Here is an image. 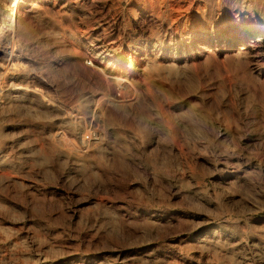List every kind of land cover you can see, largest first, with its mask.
Returning a JSON list of instances; mask_svg holds the SVG:
<instances>
[{"label": "rangeland", "instance_id": "1", "mask_svg": "<svg viewBox=\"0 0 264 264\" xmlns=\"http://www.w3.org/2000/svg\"><path fill=\"white\" fill-rule=\"evenodd\" d=\"M36 1L46 15L43 24L33 23V37L40 41L39 51L37 50V54L33 55V61L37 63L36 65H40L41 73L49 74V78L55 82L54 88H50L52 91L49 88L43 89L45 94L50 100L54 99L52 101L65 106L64 108L72 114L71 119L67 121L68 119L60 117L56 110L55 114L52 108L41 105L35 99L26 101L22 105H13L20 109L12 106L11 109L0 110L2 113H0V132H2L0 133V212L2 213H0V225L4 224L8 227L6 229L0 226L3 232L0 231L2 234L0 235V257L4 258V260L0 258V264L2 260V264L13 262H15L13 264H24L27 258L29 261L27 260L25 264H100V261L102 264L105 262L107 264H151L152 262H154L152 264H163L161 260L154 261L144 256L140 245L142 241L139 237L142 236L143 242L145 239L155 237L153 226L145 225L144 228V223L149 224L148 216L164 212V210L168 215L179 214L186 220L181 230L174 228L170 223L161 228L165 234L157 240V244L164 246L167 244L177 246L182 244L179 242L181 237L188 235L191 238L196 235L199 231L192 230L190 227L198 223V220L202 221L203 216L210 215L209 217L214 219V225L223 222L235 224L236 221L241 222V220L257 226L264 225V41L244 40L239 43L238 48L241 45L247 48L245 53L247 55L243 54V57L234 55L235 51L225 52L224 55V52L217 50L216 44V47L211 46L213 57H210L212 58L210 61H204V56L207 54L202 48L206 46L207 40L216 42L217 37H221V32L226 28H230L229 32L238 31L239 33L245 32L252 26L264 29V0H188V4L193 3L191 11L185 10L177 14L176 21L174 20L170 27L162 24L148 11L142 12L134 8L135 11L130 13L127 11L129 5L125 0ZM190 20L192 23L188 22ZM55 21H60L64 30L73 35L72 38L66 37L67 39L62 43L55 44L52 41H46L44 33ZM104 26L105 32L102 30ZM203 27L208 29L207 39L197 41L198 32ZM118 34L120 40L117 47L119 46L120 49L115 51L122 54L120 67L126 72L129 71L130 74L127 73L128 81L125 82L123 79L116 84L108 77V71H106L107 75L104 71L99 72L85 59L92 60L96 55L94 50L106 46L108 41L116 38ZM136 45H140L148 53L153 68L158 66L147 70L149 74H146V71L144 74L134 69L135 60L130 50H133ZM166 54L171 55L175 64L170 65L165 60ZM111 55L116 57V53ZM192 60L197 63L195 62L194 65ZM105 66L106 64L103 67ZM172 70L175 72L173 73ZM180 73H182L181 76H179ZM177 74L178 77H176ZM124 83L131 86L129 94L123 88ZM102 90L114 97L125 96L133 104L127 106L124 112L113 113V118L107 117V119L101 116H95L97 119L93 120L88 118L86 121L88 130L84 132L83 137L87 140L92 139L90 126H94L98 131L102 130L99 132L103 136L101 135L102 137L95 145L83 148L79 140H75L74 144L70 138V131L74 127L77 128L74 115L84 113L83 106L78 107L79 100L77 102L76 100L82 95H87L91 99L92 95L101 93ZM28 104H30L29 108ZM4 110L6 114L8 113L7 116ZM76 110L78 112H75ZM19 114L22 116L19 117ZM169 119L173 121L172 124ZM184 120L187 122H183ZM223 122L224 125H222ZM194 123L198 127L194 126ZM192 127L196 130L193 131ZM197 131L201 132V135ZM172 134L173 136L170 137ZM260 135L262 136L259 138ZM199 137L201 140H197L200 139ZM73 148L79 150L75 151ZM20 152L21 155H19ZM67 152H70L72 156ZM77 157L80 158L77 159ZM248 174L250 177H247ZM232 183L233 186H231ZM216 194L220 197L215 196ZM230 195L235 198L234 202ZM243 196L245 200L254 196L256 202L258 201L257 203L263 207L262 212L255 214L244 210ZM235 207L242 208V213L232 217L226 214L228 209L232 210ZM2 208L5 209L4 212ZM216 209H219L218 212ZM114 215L117 217L114 218ZM116 219L117 221H114ZM79 221L81 224L78 223ZM122 223L126 227H123ZM32 228H37L38 232ZM150 228L151 231H148ZM206 228L202 225L199 230ZM86 230L93 231L92 234L97 232L94 240L83 238ZM10 231H13L12 234ZM43 232L44 235L41 234ZM134 232L135 234H132ZM147 232L151 236L145 235ZM14 233L18 234L14 235ZM131 234L134 237H131ZM137 234L140 236L137 237ZM18 237H22L24 242H20L21 239ZM42 238L45 242L41 240ZM60 241L64 244L61 245ZM49 242L53 243L49 246L50 248L47 246ZM18 243H22V246H18L21 245ZM133 243L136 244L133 246ZM41 244L43 247L40 246ZM10 245L17 246L14 248ZM23 245L27 247L24 246V249ZM70 246L74 250L70 249ZM173 258L177 262L181 261V258ZM193 260L199 262L200 254H193ZM181 262L187 264L184 261Z\"/></svg>", "mask_w": 264, "mask_h": 264}, {"label": "bare ground", "instance_id": "2", "mask_svg": "<svg viewBox=\"0 0 264 264\" xmlns=\"http://www.w3.org/2000/svg\"><path fill=\"white\" fill-rule=\"evenodd\" d=\"M40 1V0H39ZM126 2H128V7H127V11H135L134 8H138L139 10L143 11H148L150 12V14L152 13L153 15L156 16V18L158 20L161 21L162 24L170 27L172 24V22L175 20V16L177 14H180L182 11L185 10H189L191 11L192 9V4L191 3H187L188 0H125ZM192 1V0H191ZM190 1V2H191ZM41 2V1H40ZM121 2V1H120ZM198 5V4H196ZM201 5V4H200ZM219 10V9H218ZM43 10H41V7L39 5V3H37L36 0H0V110H3L5 108H10L13 105H22L24 102L26 101H31L34 100L38 101V103H40L43 106L52 108L54 110V113L57 111L60 115V117L62 116L63 118H67L66 120L69 121V119H71V114L68 112V110L66 108H64L60 103L56 102V101H52L48 98V96L45 94L44 92V88L46 89H50V88H54L55 86V82L52 81L49 78V74L45 75L41 73V68L36 65L37 63L33 61V55H36L37 50L40 46V41L34 39L33 37V23H38V24H43V20H45L44 16L46 15L45 12H42ZM131 13V12H130ZM193 13V12H192ZM184 14V13H183ZM194 14V13H193ZM55 15V14H54ZM178 16V15H177ZM181 16V15H180ZM187 16V14L185 15ZM191 19V18H190ZM48 20V19H47ZM176 21V20H175ZM102 22V21H101ZM106 22V21H105ZM110 22V21H109ZM109 22L107 23V26L109 24ZM190 23H192V20L188 21ZM189 23V24H190ZM199 23V22H198ZM51 27L49 29H47V31L44 33V39L46 41L49 42H53L55 43H62L65 39H70L72 38V34L68 33L67 31L64 30V28L62 27V23L56 22L55 23H51L50 25ZM154 26V25H153ZM159 26V24H158ZM202 26V25H201ZM204 26V25H203ZM178 27V26H177ZM208 27V26H207ZM207 27H203V29L201 28V30H199L198 35H197V41H204L207 38V32L208 29ZM175 28V27H174ZM151 29V27H150ZM229 29V30H228ZM226 28L223 32H221V37H217L216 42H213L212 40L210 41H206V46L202 47L205 49L206 54L207 55H203L204 56V61H210V57L212 56V48L216 47L217 44V50L219 52H224V55L226 54L225 52H234V55L236 54L237 57H243L247 55L246 50L247 48L245 46H240L238 48V44L244 42V40H249L251 42H254L255 40H263L264 41V29H261L260 27H248L246 29L245 32L243 33H239L238 31H234V32H229L230 28ZM102 30L105 32L106 28L104 26V28H102ZM108 30V29H107ZM111 30V29H110ZM152 30V29H151ZM168 30V29H167ZM214 30V29H212ZM82 31V30H81ZM155 31V30H154ZM170 31V30H169ZM173 31V30H172ZM179 31V30H178ZM108 32V31H107ZM152 32V31H151ZM159 33V32H158ZM106 34V33H105ZM122 35V34H121ZM163 36V35H162ZM169 36V35H168ZM172 37V35H170ZM67 37V38H66ZM149 37V36H148ZM154 37V36H153ZM164 37V36H163ZM36 38V37H35ZM150 38V37H149ZM166 38V36H165ZM115 39V40H113ZM112 40H109L108 43L106 44V46L99 48L97 50H94V54H96L94 56V58L91 59H85V61L90 62V64L92 66H94L93 68H96L99 72L104 71L106 73V71H108V77H110V79L113 80V82H118V81H128L127 79V73L126 71L122 70V68L120 67L121 65V61H122V54L120 52H116L115 49H120V47H117V43L119 45V40H120V35L118 34V36L115 38H113ZM154 39V38H153ZM164 39V38H163ZM196 39V38H195ZM41 40V39H39ZM165 40V39H164ZM148 41V40H147ZM152 41V40H151ZM231 41V43L229 42ZM107 42V41H106ZM149 43V42H148ZM258 43V42H257ZM262 43V42H261ZM137 44V43H136ZM155 44V43H153ZM255 44V43H254ZM132 45V44H131ZM263 45V44H262ZM130 45L128 44V47ZM145 46V45H143ZM142 46V47H143ZM153 46V45H152ZM200 46V45H199ZM213 46V47H211ZM254 46V45H253ZM256 47V46H255ZM151 48V47H150ZM154 48V47H153ZM48 49V48H47ZM71 49V48H70ZM130 49V47H129ZM146 49V48H145ZM152 49V48H151ZM92 50V49H91ZM39 51V50H38ZM96 51V52H95ZM148 51V50H147ZM200 52V51H199ZM198 52V53H199ZM203 52V51H201ZM36 53V54H35ZM113 53H116V57H114ZM130 53L133 57V59L135 60V67L134 69H137V71H141V72H145L146 74H149V72H147V70H151L154 69L155 67L157 68L158 66H155L153 68V64H151L152 61H150V58H148V53L143 50L140 45H136L133 47V50H130ZM92 54V53H91ZM216 54V53H215ZM167 56H165V60L171 65V63H173V59L171 58L170 54H166ZM201 56V57H203ZM219 56V55H218ZM36 58V57H35ZM219 58V57H218ZM217 58V59H218ZM214 59V58H213ZM219 60V59H218ZM37 61V60H35ZM39 61V60H38ZM194 62V60H192ZM202 61V60H201ZM203 61V62H204ZM216 61V58H215ZM220 61V60H219ZM218 61V62H219ZM192 62V63H193ZM196 62V61H195ZM194 62V65L197 63ZM212 62V61H211ZM210 62V63H211ZM217 62V63H218ZM36 63V64H35ZM43 63V62H42ZM53 63V62H52ZM156 63V62H155ZM205 63V62H204ZM203 63V64H204ZM207 63V62H206ZM214 63V62H213ZM216 63V64H217ZM40 64V63H38ZM104 64H106L105 68L103 67ZM175 64V63H173ZM172 64V65H173ZM186 64V63H185ZM189 64V63H188ZM215 64V63H214ZM88 65V64H86ZM187 65V64H186ZM213 65V64H212ZM160 66V65H159ZM176 66V65H175ZM178 66V65H177ZM185 66V65H184ZM193 66V65H192ZM58 67V66H57ZM175 68L174 66H170ZM168 67V68H170ZM209 67V66H208ZM178 68V67H177ZM182 68V67H180ZM187 68V67H186ZM44 69V68H43ZM171 69V68H170ZM185 69V68H183ZM193 71L194 68L192 67ZM160 70V69H159ZM44 71V70H43ZM154 71V70H152ZM168 71V70H167ZM175 71H177L175 69ZM174 70H172V72H175ZM181 71V70H180ZM186 71V70H184ZM103 72V73H104ZM169 72V71H168ZM49 73V72H48ZM195 73V72H194ZM130 74V73H129ZM145 74V73H144ZM153 74V73H152ZM186 74V73H185ZM197 74V73H196ZM194 74V75H196ZM107 75V73L105 74ZM104 75V76H105ZM176 75V74H174ZM173 75V76H174ZM182 73L179 74V76H181ZM198 75V74H197ZM169 76V74H168ZM229 75H227L228 77ZM107 77V76H106ZM178 77V74L177 76ZM175 77V78H176ZM57 78V77H56ZM183 78V77H182ZM179 78V79H182ZM264 79V78H263ZM134 81V80H133ZM230 81V79H229ZM107 82V81H106ZM109 82V81H108ZM112 82V81H111ZM133 83V82H132ZM231 83V82H230ZM113 84V83H112ZM118 84V83H116ZM115 85V84H114ZM123 85V84H122ZM107 86V85H105ZM121 86V85H120ZM119 86V87H120ZM136 86V85H135ZM109 87V86H108ZM113 87V86H112ZM122 87V86H121ZM131 86L129 84H125L124 83V89L126 91V93H128L130 91ZM45 89V90H46ZM107 89V88H106ZM114 89L116 90L115 86ZM52 91V89H50ZM105 90V88H104ZM104 90H102L101 93H95V95L91 96V99L88 98L87 95L80 96L79 99L77 98L76 102L79 100L78 103V107H82L84 108V113H76L74 115V121L77 124V128L76 127H72L73 129L70 131V138L71 140L74 142L75 140H79L80 144L83 146V148H89L91 145H95L99 140L100 137H102L103 135L99 132L102 131L99 129V131L97 130V128H94V126H90V130H91V134H92V139H85V137H83L84 132H86L87 129V125H86V121L88 120V118L90 120H93L95 118V116H101V117H112V115L114 116L113 113H121L124 112L125 109L127 108V106H130L131 104H133V102L129 99H126L125 96H118V97H114L113 95L111 96V94L108 93H104ZM109 90V88H108ZM123 90V89H122ZM81 92V91H80ZM134 92V91H133ZM117 93V92H116ZM91 94V93H89ZM118 94V93H117ZM122 94V91H121ZM129 94V93H128ZM120 95V93L118 94ZM50 96V95H49ZM128 96V95H127ZM136 97V96H135ZM64 99V98H63ZM137 101V100H136ZM34 103V102H33ZM36 103V102H35ZM63 103V102H62ZM74 103V102H73ZM37 104V103H36ZM28 108L30 107V104H28ZM32 105V104H31ZM33 106V105H32ZM72 106V105H71ZM70 106V107H71ZM76 106V103H75ZM16 107V109L18 108L17 106H13V108ZM20 107V106H19ZM25 109H27L26 107H24ZM33 108V107H32ZM75 108V107H74ZM15 109V111H16ZM20 109V108H18ZM31 109V108H30ZM34 109V108H33ZM45 109V107H44ZM47 109V108H46ZM22 110V108H21ZM20 110V111H21ZM24 110V109H23ZM51 110V109H50ZM56 110V111H55ZM78 110V109H77ZM75 112H78V111ZM81 110V108H80ZM70 111V110H69ZM4 114H6V111L4 110ZM24 112V111H23ZM1 113V112H0ZM16 113V112H15ZM19 113V112H18ZM185 113V112H184ZM2 114V113H1ZM8 114V113H7ZM6 114V116H7ZM13 114V113H12ZM56 114V113H55ZM175 114V113H174ZM188 115V113H186ZM185 114V115H186ZM194 114V113H193ZM191 114V115H193ZM11 115V114H9ZM22 114H19V117H21ZM116 115V114H115ZM171 115V114H170ZM2 116V115H1ZM27 116V115H25ZM29 116V115H28ZM58 116V117H59ZM194 116V115H193ZM5 117V116H4ZM9 117V116H8ZM24 117V116H23ZM56 117V116H55ZM168 117V115H167ZM172 117V116H171ZM170 117V119H171ZM14 118V117H12ZM11 118V119H12ZM62 118V119H63ZM113 118V117H112ZM176 118V117H175ZM60 119V118H59ZM97 119V118H95ZM99 119V118H98ZM105 119V118H104ZM108 119V118H107ZM169 119V120H170ZM174 119V118H172ZM179 119V117H178ZM177 119V120H178ZM61 120V119H60ZM197 120V119H196ZM226 120V119H225ZM2 122H4L3 120H1ZM95 121V120H94ZM97 121V120H96ZM182 121V120H181ZM180 121V124H181ZM193 121V120H192ZM199 121V120H198ZM60 122V121H59ZM66 122V121H64ZM93 121H91L92 123ZM99 122V121H98ZM97 122V123H98ZM171 124L173 121H169ZM183 122H187V120H184ZM197 122V121H194ZM264 122V121H263ZM70 123V122H69ZM95 123V122H94ZM189 123V122H188ZM193 124V122H190V124ZM198 123V122H197ZM67 124V123H66ZM170 124L169 126V130H172V125ZM195 124V123H194ZM225 123L223 122L222 125H224ZM99 125V124H98ZM168 125V124H167ZM186 125V124H185ZM8 126V125H7ZM29 126V125H28ZM65 126V125H64ZM70 126V124H69ZM73 126V125H71ZM189 127V125H186ZM192 126V125H191ZM196 126V124L194 125ZM193 126V127H194ZM26 127V126H25ZM184 127V125H183ZM192 127V128H193ZM198 127V125L196 126ZM194 127V128H196ZM193 128V131L196 130ZM223 128V127H222ZM231 128V127H230ZM67 129V128H66ZM71 129V128H70ZM185 129V128H184ZM183 129V130H184ZM224 129V128H223ZM232 129V128H231ZM263 130V128H261ZM6 130V129H5ZM64 130V129H63ZM201 130V129H199ZM56 131V130H55ZM65 131V130H64ZM177 131V130H176ZM187 131V130H186ZM184 131V133L186 132ZM191 132H193L192 130H190ZM221 131V130H220ZM225 131V130H224ZM223 131V132H224ZM235 131V130H234ZM60 132V131H59ZM169 132V131H168ZM174 132V131H172ZM171 132V133H172ZM228 132V131H227ZM231 132V131H230ZM229 132V133H230ZM2 133V132H0ZM177 133V132H176ZM175 133V134H176ZM189 133V132H188ZM198 133V131H197ZM201 133V132H200ZM198 133V134H200ZM221 133V132H220ZM59 134V133H58ZM174 134V133H173ZM173 134L170 136L172 137ZM252 134V133H251ZM256 134V133H255ZM17 135V134H16ZM57 135V134H56ZM63 135V134H62ZM69 135V134H68ZM102 135V136H101ZM186 135V134H185ZM201 135V134H200ZM250 135V133H249ZM175 136V135H174ZM203 136V135H202ZM201 136V137H202ZM262 135L259 136V138ZM20 137V136H19ZM25 137V136H24ZM61 137V136H60ZM58 137V138H60ZM68 137V136H67ZM181 137V136H180ZM190 137V136H189ZM198 137V136H197ZM201 137H199L200 139L197 140H201ZM230 137V136H229ZM182 138V137H181ZM222 138V137H221ZM225 138V137H224ZM227 138V137H226ZM249 138V137H248ZM255 138V137H254ZM65 139V137H64ZM63 139V140H64ZM103 139V138H101ZM195 139V140H196ZM251 139V137H250ZM19 140V139H18ZM26 140V139H25ZM68 141H70L67 138ZM90 140V141H89ZM258 140V139H257ZM14 141V140H13ZM16 141V140H15ZM60 141V140H59ZM63 142V141H62ZM196 142V141H195ZM199 142V141H198ZM203 142V141H202ZM200 142V143H202ZM221 142L222 139H221ZM61 143V141H60ZM72 143V142H70ZM76 142H74L75 144ZM204 143V142H203ZM4 144V143H3ZM17 144V143H16ZM15 144V145H16ZM78 144V143H77ZM194 144V143H193ZM24 145V144H23ZM196 145V144H195ZM204 145V144H203ZM56 146V145H55ZM67 146V145H66ZM74 145H72L73 147ZM78 146V145H77ZM101 146V145H100ZM1 147V145H0ZM21 147V146H20ZM97 147V146H96ZM199 147V146H197ZM76 148V147H75ZM73 148V149H75ZM80 148V147H79ZM99 148V147H98ZM205 148V147H204ZM231 148V147H230ZM234 148V147H233ZM232 148V150H234ZM3 148H1L2 150ZM17 149V148H16ZM94 149V147H93ZM101 149V147L99 148ZM202 149V148H201ZM20 150V149H19ZM18 150V151H19ZM69 150V149H68ZM72 150V149H71ZM79 149L77 148V150L75 149V151H78ZM86 150V149H84ZM90 150V149H89ZM102 150V149H101ZM24 151V150H23ZM63 151V150H61ZM230 151V150H229ZM3 152V151H2ZM22 152V151H21ZM21 152L19 155H21ZM64 152V151H63ZM85 152V151H84ZM91 152V151H90ZM223 152V151H222ZM225 152V151H224ZM227 152V151H226ZM19 153V152H18ZM32 153V152H31ZM66 153V152H65ZM68 154L70 152H67ZM221 153V152H220ZM229 153V152H228ZM233 153V152H232ZM236 153V152H235ZM250 153V152H248ZM23 154V152H22ZM226 154V153H225ZM252 154V153H251ZM254 154V153H253ZM252 154V155H253ZM5 155V154H4ZM71 155V153H70ZM79 155V153H78ZM86 155V154H85ZM223 155V154H222ZM248 155V154H247ZM246 155V156H247ZM255 155V154H254ZM72 156V155H71ZM74 156V155H73ZM229 156V155H228ZM251 156V155H250ZM3 157V156H1ZM6 157V156H5ZM69 157V156H68ZM4 158V157H3ZM80 157H77V159H79ZM231 158V157H230ZM235 158V157H234ZM247 158V157H246ZM249 158V155H248ZM248 158L246 160H248ZM223 159V158H222ZM233 159V158H232ZM253 159V158H252ZM76 160V159H75ZM74 160V161H75ZM228 160V159H227ZM231 160V159H229ZM2 161V160H1ZM237 161V160H236ZM224 162V161H223ZM233 162V161H232ZM248 162V161H247ZM246 162V163H247ZM256 162V161H255ZM260 162V161H259ZM3 163V161H2ZM80 163V162H79ZM237 163V162H236ZM257 163V162H256ZM5 164V162H4ZM217 164V163H216ZM215 164V165H216ZM244 165V164H243ZM1 166V165H0ZM250 166V165H249ZM215 167V166H214ZM224 167V166H223ZM226 167V166H225ZM231 167V166H230ZM240 167V166H239ZM229 167H227L228 169ZM220 169V168H219ZM225 169V168H224ZM232 169V167H231ZM235 169V168H234ZM245 169V168H244ZM251 169V168H250ZM262 169V168H261ZM222 170V169H221ZM236 170V169H235ZM249 170V168H248ZM225 171H227L225 169ZM238 171V170H237ZM244 171V170H243ZM252 171V170H251ZM242 172V171H241ZM219 173V171H218ZM227 174V173H225ZM231 174V173H230ZM242 174V173H241ZM220 175V173H219ZM218 175V176H219ZM246 175V174H245ZM250 174L247 175V177ZM221 176V175H220ZM222 177V176H221ZM231 177V176H230ZM236 177V176H235ZM246 177V178H247ZM250 177V176H249ZM239 179V178H238ZM244 181V180H243ZM246 181V180H245ZM233 182V181H232ZM225 183V181H224ZM235 183V182H234ZM220 184V183H219ZM218 184V185H219ZM236 184V183H235ZM217 185V184H216ZM226 185V184H225ZM234 184L232 183L231 186H233ZM240 185V183H239ZM245 185V183H244ZM236 186V185H235ZM217 187V186H216ZM246 187V186H245ZM224 188V186H223ZM235 188V187H234ZM241 188V187H240ZM222 189V188H221ZM220 189V190H221ZM230 189V188H229ZM215 190V189H214ZM219 190V189H218ZM216 190V191H218ZM225 190H228L225 188ZM224 191V190H223ZM239 191V189H238ZM243 191V190H242ZM234 192V191H233ZM219 193V192H218ZM237 193V192H235ZM239 193V192H238ZM242 193V192H241ZM250 193V192H248ZM220 194V193H219ZM222 194V192H221ZM247 194V193H246ZM254 194V193H253ZM252 194V195H253ZM240 195V194H239ZM249 195V194H248ZM215 196H219V195H215ZM231 196V195H230ZM255 196V195H254ZM253 196V198H249V199H244V196L242 197L244 201V203H242V207L244 208V210L248 211V212H254L255 214L258 212H262L263 207L261 205H259L256 202V198ZM1 197V196H0ZM220 197V196H219ZM237 197V196H236ZM246 197V196H245ZM249 197V196H248ZM257 197V195H256ZM224 198V197H223ZM229 198V196H228ZM255 198V199H254ZM221 199V198H220ZM4 200V199H3ZM216 200V199H215ZM226 200V199H225ZM230 200V199H229ZM228 200V201H229ZM231 200L234 202L235 198L231 196ZM240 200V199H238ZM242 200V201H243ZM218 203V202H217ZM223 203V202H222ZM225 203V202H224ZM231 203V202H230ZM6 204V203H5ZM227 204V203H226ZM240 204V203H239ZM1 205V203H0ZM4 205V204H3ZM230 205V204H229ZM241 205V204H240ZM8 206V205H7ZM235 206V205H232ZM239 206V205H238ZM221 207V206H220ZM5 208V205H4ZM217 208V206H216ZM219 208V207H218ZM227 208V207H226ZM230 208V207H229ZM214 209V207H213ZM3 212L5 209H3ZM164 210V209H163ZM217 210V209H216ZM219 210V209H218ZM218 210L216 212H218ZM222 210V209H221ZM229 211H226V214L230 215L231 217L234 215H237L238 213H240L242 211V208H238L235 207L232 210L228 209ZM9 211V209H8ZM7 211V212H8ZM14 211V210H13ZM150 211V210H149ZM173 211V210H172ZM178 211V210H177ZM190 211V210H189ZM188 211V212H189ZM212 211V210H211ZM185 212V211H184ZM206 212V211H205ZM214 212V211H213ZM215 212V213H216ZM221 212V211H219ZM1 213V212H0ZM148 213V212H147ZM192 213V211L190 212ZM196 213V212H195ZM212 213V212H211ZM242 213V212H241ZM2 214V213H1ZM4 214V213H3ZM8 214V213H7ZM31 214V213H30ZM145 214V213H144ZM188 214V213H187ZM194 214V213H193ZM207 214V212H206ZM213 214V213H212ZM5 215V214H4ZM2 215V216H4ZM118 215V214H117ZM120 215V214H119ZM185 215V214H184ZM199 215V213L197 214ZM209 215V214H208ZM225 215V214H224ZM243 215V214H242ZM251 215V214H250ZM6 216V215H5ZM115 216V215H114ZM123 216V215H122ZM131 216V215H129ZM138 216V215H137ZM144 216V215H143ZM210 216V215H209ZM209 216H203V218H201L202 221L198 223L196 222L195 225H193V227H190L192 230H196L199 231L196 235H194L193 237L189 238L188 235L187 236H183L179 239V242H181L182 244L179 245H175L174 246H164V245H159L157 244V240L159 238H162L165 234L164 231L161 229L162 227H164L166 224H171L174 228L176 229H183L184 224L183 222H185L186 220H184L179 214H175V213H171V214H167L164 210V212H160L157 214H152L150 216L147 217L149 224H146V222L144 223V228L145 225H152L153 228L155 230V237H151L148 240L145 239V241L143 242V238L141 240L140 238V245L142 247L143 250V254L144 256L150 260H161L163 264H182L181 261L186 262L187 264H264V225H254L250 222H246V221H242L241 222H237L235 224H229V223H222V224H218V225H214V219L209 217ZM213 216V215H212ZM262 216V215H261ZM98 217V216H97ZM117 216H115L114 218H116ZM120 216H118L119 218ZM135 217V215H134ZM185 217V216H184ZM220 217H224V216H220ZM219 217V218H220ZM7 218V217H6ZM113 218V219H114ZM138 218V217H137ZM218 218V217H217ZM14 219V218H13ZM121 220V218H119ZM118 219V220H119ZM126 219V218H124ZM134 219V218H133ZM132 219V220H133ZM141 219V218H140ZM188 219V218H187ZM246 219V218H245ZM4 220V219H3ZM79 220V219H78ZM83 220V219H82ZM128 220V219H127ZM131 220V221H132ZM145 220V219H144ZM260 220V219H259ZM69 221V220H68ZM74 221V220H73ZM102 221V220H101ZM114 221H117L114 220ZM122 221V220H121ZM130 221V220H129ZM135 221V220H133ZM189 221V219L187 220ZM229 221V220H228ZM45 222V220L43 221V223ZM75 222V221H74ZM97 222V221H96ZM119 222V221H118ZM117 222V223H118ZM124 222V221H123ZM226 222V221H225ZM36 223V222H35ZM77 223V222H76ZM74 223V224H76ZM78 223L81 224V222L79 221ZM77 223V224H78ZM91 223V222H90ZM121 223V222H120ZM127 223V222H126ZM125 223V224H126ZM129 223V222H128ZM135 223V222H134ZM139 223V222H138ZM136 223V224H138ZM142 223V221L140 222ZM139 223V224H140ZM187 223V222H186ZM231 223V222H230ZM263 223V222H262ZM3 224V223H2ZM26 224V223H25ZM40 224V223H38ZM45 224V223H44ZM76 224V225H77ZM85 224V222H84ZM83 224V225H84ZM94 224V223H93ZM96 224V223H95ZM212 224V225H209ZM41 225V224H40ZM89 225V224H88ZM92 225V223H91ZM123 225V223H122ZM121 226V228L126 227L125 225H123V227ZM131 225V224H129ZM134 225V224H133ZM204 225L205 227H207L205 230L200 231V227ZM1 226V225H0ZM4 226V224L2 225ZM1 226V227H2ZM11 226V225H10ZM34 226V225H32ZM37 226V225H36ZM46 226H48L46 224ZM136 226V225H135ZM151 226V227H152ZM31 227V226H30ZM29 227V228H30ZM35 227V226H34ZM39 227V226H38ZM49 227V226H48ZM52 227V226H51ZM92 227V226H91ZM128 227V226H127ZM188 227V225H187ZM4 228L8 229V227L5 225ZM2 228V230L4 229ZM43 228V227H42ZM50 228V227H49ZM85 228V227H84ZM90 228V227H88ZM93 228V227H92ZM95 228V227H94ZM97 228V226H96ZM95 228V229H96ZM135 228V227H134ZM18 229V228H17ZM32 229H37V228H32ZM91 229V228H90ZM98 229V228H97ZM109 229V228H108ZM124 229V228H123ZM122 229V230H123ZM13 230V228H12ZM20 230V229H19ZM121 230V231H122ZM127 230V229H126ZM125 230V232H126ZM135 230V229H133ZM139 230V229H138ZM147 230V229H146ZM145 230V231H146ZM153 230V231H154ZM1 231V230H0ZM33 231V230H32ZM38 232V230H36ZM44 231V230H43ZM79 231V230H78ZM84 231V230H83ZM99 231V230H98ZM151 231V228L150 230ZM152 231V232H153ZM9 232V230H8ZM11 232V231H10ZM13 232V231H12ZM11 232V234H12ZM35 232V231H34ZM42 232V231H41ZM47 232V231H46ZM55 232V231H54ZM60 232V231H59ZM58 232V233H59ZM81 233V231H79ZM93 232V231H92ZM91 231L86 230V232L83 234L84 237L83 238H89L90 240H94V235L96 236V234H92ZM167 232V231H166ZM169 232V229H168ZM174 232V230H173ZM172 232V233H173ZM183 232V231H181ZM1 233H3L1 231ZM71 233V232H70ZM94 233V232H93ZM124 234V232H122ZM130 233V232H128ZM126 233V234H128ZM142 233V231H141ZM6 234V233H5ZM17 235L18 233H14V235ZM37 234V233H35ZM34 234V235H35ZM44 235V232L41 233ZM53 234V233H52ZM64 234V233H63ZM82 234V233H81ZM103 234V233H102ZM102 234H100L102 236ZM132 234H135L132 233ZM131 237H134L132 236ZM140 234V233H139ZM150 234V233H149ZM171 234V233H170ZM187 234V233H186ZM195 234V233H194ZM2 235V234H0ZM38 235H40V233H38ZM57 235V234H56ZM62 235V234H61ZM78 235V234H77ZM76 235V236H77ZM105 235V234H104ZM129 235V234H128ZM148 235V232L147 234ZM143 233V236H145ZM167 235V234H166ZM165 235V236H166ZM177 235V234H176ZM8 236V234L6 235ZM32 237V235H30ZM47 236V234H46ZM55 236V235H54ZM59 236V235H58ZM64 236V235H63ZM74 236V237H76ZM80 236V235H79ZM140 236L137 234V237ZM151 235H148V237ZM168 236V235H167ZM166 236V237H167ZM172 236V235H171ZM12 237V236H11ZM49 237V236H48ZM56 237V236H55ZM105 237V236H104ZM103 239H106L104 238ZM122 237V236H121ZM127 237V236H125ZM174 237V236H173ZM178 237V236H177ZM8 238V237H7ZM19 238V237H18ZM24 238V237H23ZM29 238V237H28ZM37 238V236H36ZM41 238V235H40ZM57 238V237H56ZM59 238V237H58ZM69 238V237H68ZM147 238V237H146ZM183 238V239H182ZM9 239V238H8ZM17 239V238H15ZM21 239L20 242H24L22 241V237L19 238ZM27 239V237L25 238ZM51 239V237H50ZM79 239V237L77 238ZM98 239V238H97ZM127 239V238H126ZM134 239V238H133ZM3 240V239H2ZM37 240V239H36ZM43 240V238L41 239ZM47 240H49L47 238ZM46 240V241H47ZM53 240V239H52ZM64 240V239H63ZM85 240V239H84ZM124 240V239H122ZM132 240V238H131ZM137 239L135 238V241ZM139 240V239H138ZM177 240V239H176ZM1 241V240H0ZM14 241V240H13ZM17 241V240H16ZM35 241V240H34ZM39 241V240H38ZM44 241V240H43ZM55 241V240H53ZM98 241V240H97ZM129 241V240H128ZM178 241V240H177ZM176 241V242H177ZM4 242V241H3ZM10 242V240H9ZM28 242V241H26ZM45 242V241H44ZM43 242V243H44ZM65 242V241H64ZM82 242V241H81ZM86 242H88V240H86ZM131 242V241H130ZM134 242V241H133ZM137 242V241H136ZM15 243V241H14ZM13 243V244H14ZM17 243V242H16ZM38 243V242H37ZM42 243V244H43ZM59 243V242H58ZM61 243V241H60ZM59 243V244H60ZM63 243V242H62ZM61 243V245H62ZM89 243V242H88ZM86 243V244H88ZM129 243V242H128ZM139 243V241H138ZM142 243V244H141ZM166 243V242H165ZM164 243V244H165ZM168 243V242H167ZM12 244V243H11ZM21 244V245H18ZM18 246H22V243H18ZM28 244V243H26ZM35 244V243H34ZM40 244V241H39ZM40 245L43 247V245ZM57 244V243H55ZM64 244V243H63ZM66 244V243H65ZM70 244V243H69ZM84 244V245H86ZM91 244V243H90ZM89 244V245H90ZM96 245H98L97 243H95ZM94 244V245H95ZM101 244V243H100ZM130 244V243H129ZM136 244V243H135ZM133 243V246L135 245ZM5 245V244H4ZM16 245V246H17ZM31 245V244H30ZM36 245V244H35ZM46 245V244H45ZM50 245H53V243H47V246L49 247ZM73 245V244H72ZM80 245V243H79ZM93 245V246H94ZM173 245V244H172ZM11 246V245H10ZM16 246H11V247H16ZM27 247V245H23V248L25 249V247ZM32 246V245H31ZM59 246V245H58ZM65 246V245H64ZM67 246V245H66ZM74 246V245H73ZM92 246V247H93ZM109 246V245H108ZM7 247V246H4ZM56 247V246H55ZM69 247V246H68ZM71 247V246H70ZM76 248V246H74ZM73 247V248H74ZM78 247V246H77ZM89 247V246H88ZM91 247V246H90ZM98 247V246H96ZM130 248V246H128ZM169 247V249H168ZM175 247H177L176 249H174ZM50 248V247H49ZM52 248V246H51ZM54 248V247H53ZM57 248V247H56ZM60 248V247H58ZM62 248H64L62 246ZM80 248V246L78 247ZM84 248V247H83ZM95 247H93L94 249ZM5 250L7 248H4ZM10 249V248H9ZM22 249V248H21ZM23 249V250H24ZM55 249V248H54ZM65 249V248H64ZM63 249V250H64ZM72 249V247L70 248ZM77 249V248H76ZM88 249V248H87ZM96 249V248H95ZM115 249V248H114ZM12 250V248H11ZM16 250V249H15ZM18 250V249H17ZM46 250V249H44ZM53 251V249H51ZM57 250V249H56ZM59 250V249H58ZM74 250V249H72ZM85 250V249H84ZM91 250V249H90ZM168 250V251H167ZM174 250V251H173ZM8 251V250H7ZM28 251V250H27ZM30 251V250H29ZM39 251V250H37ZM60 251V250H59ZM62 251V250H61ZM67 251V250H64ZM136 251H138L136 249ZM167 251V252H166ZM4 252V251H3ZM12 252V251H11ZM15 253H17L16 251H14ZM13 252V254H15ZM22 252V251H21ZM26 252V250H25ZM31 252V251H30ZM41 252V251H40ZM43 252V251H42ZM46 252V251H45ZM56 255H57V251ZM63 252V251H62ZM72 252V251H70ZM75 252V251H74ZM82 252V251H81ZM101 252V251H100ZM135 252V251H134ZM140 252V251H138ZM172 252V253H171ZM9 253V252H8ZM24 253V251H23ZM28 253V252H27ZM38 253V252H37ZM65 253V252H63ZM69 254V251L67 252ZM76 253V252H75ZM130 253V251H129ZM133 253V252H132ZM3 253H1L2 255ZM6 254V251H5ZM12 254V255H13ZM47 254V253H46ZM60 254V253H59ZM66 254V253H65ZM128 254V253H127ZM140 254V253H139ZM193 254H200V258L201 260H199V262H195L193 260ZM16 255V254H15ZM18 255V254H17ZM44 255V254H43ZM42 255V256H43ZM53 255V254H52ZM55 255V254H54ZM55 255V256H56ZM63 255V254H61ZM67 255V254H66ZM120 255V254H119ZM138 255V254H137ZM176 255V256H175ZM27 256V255H26ZM36 256V254H35ZM39 256V255H37ZM46 256V255H45ZM64 256V255H63ZM96 256V255H95ZM104 256V255H103ZM118 256V255H117ZM132 256V255H131ZM199 256V255H198ZM9 257V256H8ZM14 257V255H13ZM22 257V256H20ZM34 257V256H33ZM61 257V256H59ZM84 257V256H83ZM107 257V256H106ZM123 257V256H122ZM125 257V256H124ZM141 257V256H140ZM173 257H177V258H181V263L177 262V260H175ZM1 258V257H0ZM3 258V257H2ZM1 258V259H2ZM12 258V257H11ZM18 258V256H17ZM16 258V260H17ZM26 258V257H25ZM31 258V257H30ZM43 258V257H42ZM46 258V257H44ZM49 258V257H48ZM77 258V257H76ZM128 258V257H127ZM137 258V257H135ZM198 258V257H197ZM0 259V260H1ZM6 259V258H5ZM10 259V258H9ZM21 259V258H20ZM36 259V258H35ZM35 259H33L34 261H36ZM51 259L52 256H51ZM80 259V258H79ZM86 259V258H85ZM105 259V258H104ZM121 259V258H120ZM123 259V258H122ZM130 259V258H129ZM134 259V258H133ZM143 259V258H142ZM196 259V258H195ZM4 260V258H3ZM2 260V263H3ZM23 260V258H22ZM26 261L29 259H25ZM56 260V259H55ZM100 260V259H99ZM98 260V261H99ZM107 260V258H106ZM105 260V261H106ZM127 260V259H125ZM124 260V261H125ZM141 260V259H140ZM149 260V261H150ZM11 261V260H10ZM21 261V260H19ZM25 261V263H26ZM27 261V262H28ZM32 261V258H31ZM38 261V260H37ZM44 261V260H43ZM96 261V260H95ZM109 261V260H108ZM136 261V260H135ZM139 261V260H138ZM144 261H146V259H144ZM67 262V261H66ZM128 262V261H127ZM143 262V261H142ZM1 263V264H2ZM9 263V262H8ZM15 263V262H13ZM11 263V264H13ZM24 263V264H25ZM35 263V262H34ZM48 263V262H47ZM59 263V262H58ZM100 264L101 261L99 262ZM110 263V261H109ZM129 263V262H128ZM133 263H135L133 261ZM139 263V262H138ZM148 263V262H147ZM154 263V262H152ZM151 263V264H152ZM158 263V262H157ZM160 263V262H159ZM10 264V263H9ZM31 264V263H30ZM77 264V263H76ZM92 264V263H91ZM98 264V263H97ZM105 264H107L105 262ZM130 264V263H129ZM137 264V263H136ZM141 264V263H139Z\"/></svg>", "mask_w": 264, "mask_h": 264}]
</instances>
